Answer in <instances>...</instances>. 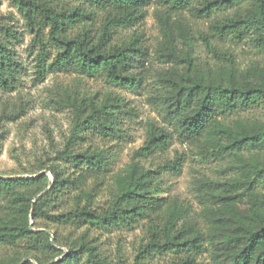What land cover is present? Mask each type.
Segmentation results:
<instances>
[{
  "label": "trees",
  "instance_id": "16d2710c",
  "mask_svg": "<svg viewBox=\"0 0 264 264\" xmlns=\"http://www.w3.org/2000/svg\"><path fill=\"white\" fill-rule=\"evenodd\" d=\"M6 1L32 35L30 46L38 47L36 67L41 77L44 71H71L102 76L121 89L141 85L133 70L144 55L140 35L115 37L120 29L142 23L153 0ZM159 1L166 10L155 11L163 35L156 50L168 66L156 72L157 92L150 100L181 142L211 146L219 159L234 156L227 167L228 178L195 177L191 182L204 226L189 218L187 208L175 200L157 197L159 175L180 173L182 153L152 168L139 163L169 146L170 131L153 122L147 123L144 142L133 151L125 172L113 177L108 200L98 204L94 191L108 170V157L99 147L85 143L93 136L118 137L123 116L131 108L112 91L88 95L74 85L64 86L51 98L56 107L71 113L62 147L48 162L39 160L34 169L26 170L27 176H0V246L21 244L23 250L4 264H18L22 256L36 264H120L100 253L86 231L132 227L141 219L146 221V240H141L131 264L166 253L174 255L169 264H207L198 261L204 252L211 264H264V121H225L228 115L264 105V65L239 70L232 54L211 40L246 38L264 49V0ZM183 11L208 20L207 31L199 36L217 62H198L189 29L171 20V12ZM14 21L12 14H0V92L12 91L20 79L22 64L15 45L22 32ZM173 23L181 32L183 47L178 45ZM48 47L55 53L46 66ZM9 116L12 120L15 114ZM38 221L43 222L41 227H53L52 239L37 229ZM81 227L85 229L78 238L58 232V228L77 231Z\"/></svg>",
  "mask_w": 264,
  "mask_h": 264
},
{
  "label": "rangeland",
  "instance_id": "374dc122",
  "mask_svg": "<svg viewBox=\"0 0 264 264\" xmlns=\"http://www.w3.org/2000/svg\"><path fill=\"white\" fill-rule=\"evenodd\" d=\"M157 9L166 10V7L161 5L159 0H153L142 23L120 29L118 37H115V40L128 38L137 33L144 47V55L133 69L142 82L137 89L131 90L110 85L102 76L87 77L71 71H44L41 77L36 67L38 47L30 46L32 35L25 29L17 10L8 1H0V14H12L16 28L22 32L20 42L15 45L17 57L22 64L20 79L12 91L0 92V176H27L29 174L26 170L34 169L39 160L48 162V158H53L55 151L62 147L71 126V113L68 109L58 108L51 102V98L56 97L60 88L74 85L80 92L88 95L112 91L120 94L126 101V107L131 109L123 116L118 137L101 139L93 136L85 143L86 145L90 142L93 146L99 147L108 157V170L99 178L100 183L94 191L97 203L104 205L108 200L113 190V177L125 172L133 151L144 142L147 123L153 122L170 131L169 146L164 152H157L148 159H141L139 163L145 168H152L154 164L161 163L165 159H172L175 153H182L184 162L180 173L163 172L159 175L160 191L157 197L175 200L179 205L187 208L189 218L204 226L200 216L202 207L191 182L195 177L207 176L220 180L228 178L231 171L227 167L230 162L233 163L234 156L219 159L217 152L211 146L207 148L196 143L181 142L177 139L173 125L164 120L155 103L150 100L151 95L157 92L156 72L168 66L156 50L158 41L163 38L161 22L155 13ZM230 12L231 9L226 13ZM219 14L221 13H216ZM171 20H179L189 29L198 62L201 63L203 60L210 63L217 62V59L207 52L204 41L199 36L200 31H207V19L195 18L188 11H183L176 14L171 12ZM171 25L177 36L178 45L183 47V38L179 36L181 32L176 29V24ZM211 40L219 49L227 50L232 54L239 70L264 65V49L254 46L246 38L241 40L216 37ZM54 53L55 49L48 47L45 56L46 66ZM9 114H15L12 120L9 119ZM237 118L264 121V105L228 115L225 121L229 122ZM244 154L248 155L246 152ZM93 180L88 179V184L92 185ZM259 189L261 190L262 187ZM32 221L30 219V222ZM145 222V219H141L132 227L89 228L86 232L88 237L93 239L100 253L111 260L119 261L120 264H131L136 248L141 240L144 242L146 240ZM38 223L40 226L37 229L46 231L52 239L53 227H41L43 222L38 221ZM84 229L81 227L77 228V231H70L69 228H58V232L63 237L71 233L78 238ZM59 249L64 252L66 250L63 246H59ZM17 253L19 255L23 253L21 244L16 247L0 246V262L4 264ZM173 256L172 253L154 254L144 259L142 264H169ZM25 257L27 256H22L21 260ZM200 260L207 264L212 263L208 252L200 255L198 261Z\"/></svg>",
  "mask_w": 264,
  "mask_h": 264
},
{
  "label": "water",
  "instance_id": "95a60500",
  "mask_svg": "<svg viewBox=\"0 0 264 264\" xmlns=\"http://www.w3.org/2000/svg\"><path fill=\"white\" fill-rule=\"evenodd\" d=\"M7 177H9V176H7ZM41 194V192L38 194V195H40ZM37 195V196H38ZM39 230V229H38ZM26 259H29V260H31V261H33V259L31 258V257H25V258H23L18 264H21L22 262H24ZM34 262V264H36L35 263V261H33Z\"/></svg>",
  "mask_w": 264,
  "mask_h": 264
}]
</instances>
